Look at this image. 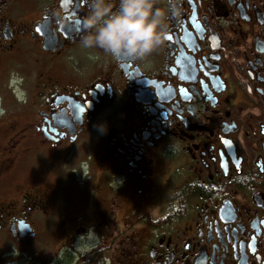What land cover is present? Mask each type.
<instances>
[{"label":"flooded vegetation","instance_id":"af4514ba","mask_svg":"<svg viewBox=\"0 0 264 264\" xmlns=\"http://www.w3.org/2000/svg\"><path fill=\"white\" fill-rule=\"evenodd\" d=\"M154 7L134 59L89 0H0L1 264H264V0Z\"/></svg>","mask_w":264,"mask_h":264},{"label":"clouds","instance_id":"9594fccd","mask_svg":"<svg viewBox=\"0 0 264 264\" xmlns=\"http://www.w3.org/2000/svg\"><path fill=\"white\" fill-rule=\"evenodd\" d=\"M165 15L164 9L154 7V0H116L115 7L113 0H89L79 43L109 55L143 59L163 43Z\"/></svg>","mask_w":264,"mask_h":264},{"label":"rangeland","instance_id":"374dc122","mask_svg":"<svg viewBox=\"0 0 264 264\" xmlns=\"http://www.w3.org/2000/svg\"><path fill=\"white\" fill-rule=\"evenodd\" d=\"M31 255V254H29ZM32 256V260H28L27 264H37V260H36V257L35 255H31ZM19 263V261L17 260V255H10V256H7L6 254H2V248L0 247V264L2 261H12V260H15Z\"/></svg>","mask_w":264,"mask_h":264},{"label":"snow or ice","instance_id":"6c2138e0","mask_svg":"<svg viewBox=\"0 0 264 264\" xmlns=\"http://www.w3.org/2000/svg\"><path fill=\"white\" fill-rule=\"evenodd\" d=\"M169 39H170V37H169Z\"/></svg>","mask_w":264,"mask_h":264}]
</instances>
